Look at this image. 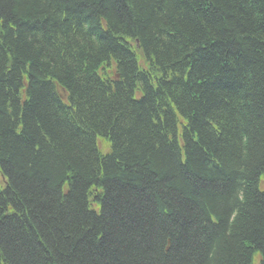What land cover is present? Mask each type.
<instances>
[{
  "label": "trees",
  "instance_id": "16d2710c",
  "mask_svg": "<svg viewBox=\"0 0 264 264\" xmlns=\"http://www.w3.org/2000/svg\"><path fill=\"white\" fill-rule=\"evenodd\" d=\"M0 177V264H264V0H0Z\"/></svg>",
  "mask_w": 264,
  "mask_h": 264
},
{
  "label": "rangeland",
  "instance_id": "374dc122",
  "mask_svg": "<svg viewBox=\"0 0 264 264\" xmlns=\"http://www.w3.org/2000/svg\"><path fill=\"white\" fill-rule=\"evenodd\" d=\"M98 146H99V148H100L101 150H104V149L107 148L106 143H105L104 141H102V140H99V141H98ZM1 180H2V178L0 177V181H1ZM254 263H255V264L258 263V257H257V256L254 258Z\"/></svg>",
  "mask_w": 264,
  "mask_h": 264
},
{
  "label": "bare ground",
  "instance_id": "6f19581e",
  "mask_svg": "<svg viewBox=\"0 0 264 264\" xmlns=\"http://www.w3.org/2000/svg\"><path fill=\"white\" fill-rule=\"evenodd\" d=\"M59 89H61L62 94H65V90L64 89H62V88H59Z\"/></svg>",
  "mask_w": 264,
  "mask_h": 264
}]
</instances>
